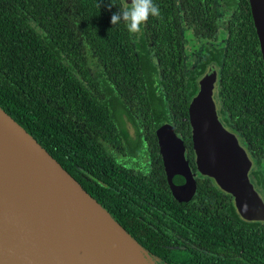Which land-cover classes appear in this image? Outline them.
<instances>
[{
    "label": "trees",
    "instance_id": "1",
    "mask_svg": "<svg viewBox=\"0 0 264 264\" xmlns=\"http://www.w3.org/2000/svg\"><path fill=\"white\" fill-rule=\"evenodd\" d=\"M154 3L160 15L150 16L138 35L123 22L111 24L125 0H0V106L164 262L210 264L198 261H212V251L233 238L243 256L264 264V222L260 230L228 229L235 209L199 172L191 202L178 201L156 135L159 125L173 124L197 170L189 106L198 79L215 65L221 120L256 159L251 173L264 185V64L249 0ZM180 10L200 35L208 33L204 26L228 35L194 70L186 69L172 39ZM144 146L148 169L136 166ZM114 152L128 160L119 162Z\"/></svg>",
    "mask_w": 264,
    "mask_h": 264
},
{
    "label": "water",
    "instance_id": "2",
    "mask_svg": "<svg viewBox=\"0 0 264 264\" xmlns=\"http://www.w3.org/2000/svg\"><path fill=\"white\" fill-rule=\"evenodd\" d=\"M249 3L264 64V0ZM217 79V69H210L190 103L195 166L234 196L243 217L264 220V201L249 178L257 166L218 116ZM0 129V141L15 150L0 152V264H167L1 106ZM156 135L173 196L190 201L197 179L184 142L170 123Z\"/></svg>",
    "mask_w": 264,
    "mask_h": 264
},
{
    "label": "flooded vegetation",
    "instance_id": "3",
    "mask_svg": "<svg viewBox=\"0 0 264 264\" xmlns=\"http://www.w3.org/2000/svg\"><path fill=\"white\" fill-rule=\"evenodd\" d=\"M221 3H224V1ZM179 15H180V19H181L180 22L181 23H176L173 26V29L175 31H178V33L175 34V36L172 37V39H174L173 42L175 43L176 52L178 54V57L180 60L183 61V64L186 66V69L187 70H194L197 66L200 65V63L205 59L206 56H208L209 54L211 56L213 49H221L222 47H224L226 45V40H227L228 35L225 32L226 30L223 27H220L217 30H213L212 27H210V26H204L203 28L201 27V29L207 30L208 33L205 35H200L197 32V29H196L194 24L187 25V23L185 22V19H184L185 15H184L183 11L180 10ZM169 34L172 35V34H174V32L171 31ZM138 35H140V33H138ZM151 52L156 54L155 50L151 51ZM212 68L217 69V77L219 79V69L215 65H211L206 70V72L198 79V90L200 88L201 78ZM218 79L215 82L213 93H214V97L216 98L217 105L220 108L221 106H220L219 98L217 95V93H218V84H217ZM219 112L220 111L218 109V116L221 120L224 115L220 114ZM221 122L224 124V122L222 120H221ZM164 123H169V122H164ZM227 127H229V126H227ZM128 128L133 130V125L130 122L128 123ZM157 128H156V130H157ZM174 129H175V127H174ZM131 132L133 133V131H131ZM241 141L243 142L242 139H241ZM192 142H193V140H192ZM158 145H159V143H158ZM187 150L188 149L186 148V154H187ZM159 152H160V150H159ZM114 153H115V156L119 162L128 160V157L123 156L118 152H114ZM139 155H140V158L137 160L138 165H136V166H138L140 169L150 168L151 167V159L149 157V154L147 153V148L145 146L139 150ZM144 157H146L147 160ZM253 160L255 163L256 159L253 158ZM193 161L195 163V160H193ZM251 171H252V169L249 171V178L253 182V184L255 185L256 190L258 191L259 195L262 197V199L264 201V185L261 183L259 184L257 182L256 178L254 177L253 173H251ZM71 173L78 180V177L76 176V174L74 172H71ZM194 173H195V177L197 179L198 171L196 169H194ZM83 176L85 178V175H83ZM203 176H206V175H203ZM81 184L83 185V187L85 189L87 188V185L85 183H81ZM218 189L220 191V194L222 196H224V198H227V200H228L227 203H230V206L232 204L233 208L235 209V212L237 213V215L235 217L233 216V218H232V216H230L229 218H227V221H228L227 222V228L228 229H230V227H231L230 224L231 225L233 224L234 228H235V225H237L238 228L251 226V227H255L258 230H260V221L264 222V220L248 219V218L243 217L240 214L238 208L236 207L234 196L230 192H227L226 190L222 189L220 186H218ZM196 192H197V190H196ZM191 200L187 201V202H191ZM196 201H198V200H196ZM198 203L203 205V203L201 201H198ZM223 241L225 242L226 248L225 249H217V250L212 251V254L214 255L212 258V261H208L206 259V257H203L204 260L198 261V263H210V264L220 263L221 264V262H224L225 264H248V263L253 264L248 258H246L245 256L242 255V253H243L242 249L240 251L237 249V246L239 247L242 242L237 241L233 238H229L228 240H223ZM212 243L214 244V242H212ZM259 261H260V259H259ZM167 264H174V263L171 262V263H167Z\"/></svg>",
    "mask_w": 264,
    "mask_h": 264
},
{
    "label": "clouds",
    "instance_id": "4",
    "mask_svg": "<svg viewBox=\"0 0 264 264\" xmlns=\"http://www.w3.org/2000/svg\"><path fill=\"white\" fill-rule=\"evenodd\" d=\"M108 7H112L111 3ZM159 15L160 8L154 0H131V3H127L111 15V24L123 22L129 33L138 34L141 32V25L145 24L150 16Z\"/></svg>",
    "mask_w": 264,
    "mask_h": 264
},
{
    "label": "bare ground",
    "instance_id": "5",
    "mask_svg": "<svg viewBox=\"0 0 264 264\" xmlns=\"http://www.w3.org/2000/svg\"><path fill=\"white\" fill-rule=\"evenodd\" d=\"M1 131V129H0ZM3 135V133H1ZM6 135V134H5ZM15 150H12V145H10L9 143H7L4 140L0 141V152L2 154H5L7 156H11L13 154Z\"/></svg>",
    "mask_w": 264,
    "mask_h": 264
},
{
    "label": "rangeland",
    "instance_id": "6",
    "mask_svg": "<svg viewBox=\"0 0 264 264\" xmlns=\"http://www.w3.org/2000/svg\"><path fill=\"white\" fill-rule=\"evenodd\" d=\"M220 2H223L224 0H219ZM229 13V10H225L224 12L221 13V20H223L225 18V16ZM146 160L147 158L144 157Z\"/></svg>",
    "mask_w": 264,
    "mask_h": 264
}]
</instances>
